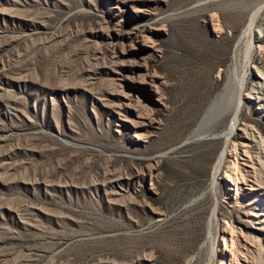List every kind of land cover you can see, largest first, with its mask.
Listing matches in <instances>:
<instances>
[{
	"label": "rangeland",
	"instance_id": "374dc122",
	"mask_svg": "<svg viewBox=\"0 0 264 264\" xmlns=\"http://www.w3.org/2000/svg\"><path fill=\"white\" fill-rule=\"evenodd\" d=\"M262 1L0 0V264H208L225 220L264 264V199L213 221L211 190ZM250 67L264 74V34ZM257 105L241 119L264 138Z\"/></svg>",
	"mask_w": 264,
	"mask_h": 264
},
{
	"label": "bare ground",
	"instance_id": "6f19581e",
	"mask_svg": "<svg viewBox=\"0 0 264 264\" xmlns=\"http://www.w3.org/2000/svg\"><path fill=\"white\" fill-rule=\"evenodd\" d=\"M263 10L264 1L260 2L250 14L246 28L241 37L237 40L238 42L235 46L236 52L241 53L245 51V69L239 76V89L237 91V96L233 99L234 105L232 106L233 111L228 133L212 172L211 190L216 199V206L212 213L213 221L217 218L220 202H235V200H241L245 195L247 196L249 194L254 196V200L262 201L264 199V180L259 176L264 168V138L254 125L242 122L240 113L241 107L243 103L246 102V99L257 103V108H264V94L259 86L254 87L249 94L245 93L246 81L250 72H256L261 79H264L263 73L255 69L253 70L251 67L250 69L248 68L254 52L255 41L257 37H261L264 34V28H259V30H257V20ZM237 75L239 74L237 73ZM197 135L199 134L194 133L192 138ZM235 135L238 138L237 142L233 140V136ZM252 150H254V152ZM219 184L223 186L225 191V198L223 200H221L218 194ZM257 206L259 205L256 204L253 206L249 212L248 216L251 220L257 215L255 211ZM260 215H263V212ZM258 219H261V216H259ZM209 230L211 257L208 264H213L216 256L221 258L222 264H255L253 258L251 259L245 252L237 250L236 248V243L243 240V238L241 239V237L244 236L243 229H236L225 220L220 234H218L223 240V247L220 250H217L218 248L216 249L215 247V241L218 235L213 233V226H211ZM254 241L257 248L263 251V240L261 238H254ZM260 253L262 254V252Z\"/></svg>",
	"mask_w": 264,
	"mask_h": 264
}]
</instances>
